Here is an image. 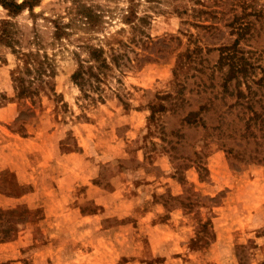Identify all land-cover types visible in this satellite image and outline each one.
<instances>
[{
    "label": "rangeland",
    "instance_id": "obj_1",
    "mask_svg": "<svg viewBox=\"0 0 264 264\" xmlns=\"http://www.w3.org/2000/svg\"><path fill=\"white\" fill-rule=\"evenodd\" d=\"M8 1L0 264H264V0Z\"/></svg>",
    "mask_w": 264,
    "mask_h": 264
},
{
    "label": "trees",
    "instance_id": "obj_2",
    "mask_svg": "<svg viewBox=\"0 0 264 264\" xmlns=\"http://www.w3.org/2000/svg\"><path fill=\"white\" fill-rule=\"evenodd\" d=\"M7 2H9V1L7 0ZM12 3H14V5H15L16 7H18V8L21 6V4L18 3V2H12Z\"/></svg>",
    "mask_w": 264,
    "mask_h": 264
}]
</instances>
